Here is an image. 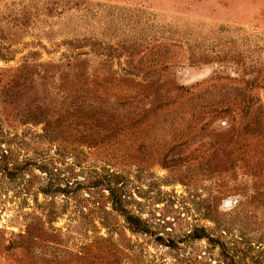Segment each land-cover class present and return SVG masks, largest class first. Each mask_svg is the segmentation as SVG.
I'll return each instance as SVG.
<instances>
[{
  "label": "rangeland",
  "instance_id": "rangeland-1",
  "mask_svg": "<svg viewBox=\"0 0 264 264\" xmlns=\"http://www.w3.org/2000/svg\"><path fill=\"white\" fill-rule=\"evenodd\" d=\"M0 264H264V0H0Z\"/></svg>",
  "mask_w": 264,
  "mask_h": 264
}]
</instances>
